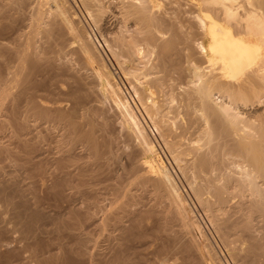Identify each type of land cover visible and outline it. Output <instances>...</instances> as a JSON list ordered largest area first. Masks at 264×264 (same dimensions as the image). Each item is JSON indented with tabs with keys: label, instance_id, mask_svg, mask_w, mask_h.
Returning a JSON list of instances; mask_svg holds the SVG:
<instances>
[{
	"label": "bare ground",
	"instance_id": "1",
	"mask_svg": "<svg viewBox=\"0 0 264 264\" xmlns=\"http://www.w3.org/2000/svg\"><path fill=\"white\" fill-rule=\"evenodd\" d=\"M79 1L101 34L100 37L102 39L104 37L106 48L126 79L130 78V71L127 73L123 70V64L121 65L118 57L136 61L137 58L140 59L147 54L151 61L149 63L147 61L150 64L149 68L147 67L148 73L144 75L147 79L139 84L128 79L136 102L143 108L160 135L194 133L195 136L187 138L182 151L180 150L181 157H188L186 167L191 170L195 178L201 181L199 184L196 183L197 180L195 185L194 182L193 185L190 184V190L207 213V219L226 247L238 241L241 242L242 237L248 244L245 248L241 245V248L239 245L231 249L227 247L229 250H236L235 254L230 253L231 257L243 259L244 264H262L256 262L259 256L264 254V0ZM68 6L65 0H0V35L13 32L17 41L12 47L0 42V50L9 51V54H14L17 58V63L12 68L8 66L9 64L7 65V62H2L3 59L0 64L3 65L4 70L0 68V159H20L24 163L21 165L35 164L34 169L38 178L50 181L49 188L58 187L57 190L61 194L64 193L63 187H70L72 183L69 180L70 177L79 178V181L83 183V176L87 171H89L88 175L100 170L110 171V164L117 160L114 149L117 139L115 133L108 129L113 125V121L109 120V117L102 118V121H94L95 118L91 116L95 115V109L101 111L100 106L94 105V109L90 108L93 114L87 107L84 111V102L87 103L88 99L96 95L98 88L118 109L120 124L123 127L132 125L138 134L139 148L129 155V173L134 176L131 184L148 185L152 187L155 194L173 204L176 208L175 215L181 223L179 226L182 227L178 231L184 230L185 234V229L197 226L196 221L192 217L185 216L175 183L169 177L162 161L152 155L153 146L144 137L142 127L132 108L108 71L107 64L105 65V61L103 62L99 57V53L94 48L95 45L93 46L92 41L90 42L81 28L77 27L75 16L69 12ZM107 12L120 19V21L116 19L118 25L108 38L104 36L105 33H109L104 23ZM27 17L29 23L25 24L29 30L26 29L23 32L25 29L23 23ZM68 43H71L72 47L64 51ZM72 54L77 56L75 61H79V68L72 66L73 61L71 62L68 57ZM131 66L129 65L130 68ZM83 67H89L92 70V76L90 75L92 82L85 81V74L81 72ZM124 67L126 69V66ZM47 73L52 74L55 79H52L51 75L50 80L48 79L55 84L54 89H57L58 82L69 86L67 97L73 103L69 114H64L61 111L62 107L59 109L48 107L44 104V98L38 95V82H41V78ZM135 74L130 73L134 80ZM45 76L44 80L47 81V75ZM43 81L42 89L45 86ZM47 85L51 88L50 83ZM175 89H179L177 93L179 103L176 107L171 103V106L167 107L169 102H174ZM45 91L47 90L43 92ZM157 92H164L165 99L156 101ZM44 93L42 96L45 95ZM52 93L54 95L55 91ZM81 107L85 113H78ZM164 110L167 111L162 114ZM77 113L82 117V121H79L78 117V121L74 120ZM54 114L57 119H54L52 123L56 120L58 125H63L65 129L60 137V142H63L60 147L63 148L65 144V149H62L64 155L61 153L59 157L50 156L51 159L45 158L42 161L40 158L35 163L33 157L38 155L39 137L25 139V134L32 127H36L32 118L39 119L37 117L39 116L46 119ZM8 129L13 130V136L16 139H13V142L17 141L16 150L9 147L12 143L5 144L2 141L5 133L9 134ZM126 136L132 140L131 135ZM176 141L175 143L181 147L182 145ZM167 145L168 143L166 147ZM40 147L42 144L39 145ZM77 147L82 149L83 157L86 159L81 165L78 159V165L72 163L78 158V153L74 152ZM177 150L179 152V149ZM139 153L143 156L142 161L135 158V155ZM176 154L172 156L173 159L181 162V158L179 160ZM70 163L75 166L74 171L69 170ZM49 167L52 169L50 170ZM139 171H145L146 174L136 176ZM195 178L192 177L191 181ZM58 179L63 184H60ZM13 181L11 180L10 183ZM20 190L16 191L20 192ZM125 190V186L117 181L108 187V194L111 195L110 204L115 203L120 195L126 198L109 213L105 212V208L101 205L102 197L97 193L93 194V200L89 202L87 211H78V216H71L76 211H65L64 207V211H60L61 215L65 216L61 219L63 221L61 226L67 232L69 242L60 244L58 240L53 243L47 240L48 244L45 246H40L37 240L35 220L29 221L27 218L42 211H19V206L13 202L14 200L11 201V198L0 194V264H146L145 262L149 260L145 258L135 263L133 259L130 260L123 255L124 241L129 239L130 235H134L133 228L138 230L143 227L145 214L150 212L132 210L131 206L136 201L133 200L131 189ZM69 198L71 199L72 196ZM232 198L233 200L235 198L234 202L227 204ZM33 205L36 206V204ZM15 208H18V211H14ZM228 210L242 211L237 223L245 234L242 237L237 235L235 239H229L232 228L227 224L226 215L224 216ZM22 212L30 214L26 215ZM98 212H105L106 215L98 218L96 217ZM8 214L11 217H7ZM255 214H259L257 219L260 224H257V227L253 224ZM124 218L127 219V225L123 222ZM31 221L35 222L32 224L35 230L29 227L24 230L19 239L11 237V234L23 229V224ZM163 222L166 223V220L164 219ZM91 225L98 230H106L109 227L117 230V235L112 236L111 233L106 235V241L109 243L108 251L106 250L108 254L95 250L97 247L93 234L90 236L89 231L87 232V227ZM18 228L21 229L17 230ZM149 229L146 230L149 231ZM39 230L40 228L38 232ZM58 230L60 231V228ZM159 230L162 234L159 232L157 234L155 230L149 234L151 237L149 245L155 241L162 242L161 244L158 242V245L155 243L157 247H153L150 260L153 264H187L188 254L185 257L183 255L186 250H189V253L193 252L194 261L202 264L205 257H202V253L200 255V248L196 243L182 240L181 234L177 235L176 231L173 240L167 241L173 242V246L168 247L170 245L166 246L165 241L169 239V236L166 234L164 224ZM138 236L147 238L146 233ZM135 241L138 242L136 239ZM13 242L16 244L13 245ZM139 250L142 253L141 249ZM177 254L181 256L174 258ZM206 254L210 256L207 250ZM135 256H138L137 253ZM211 258L215 260V257ZM177 260L182 261L176 262Z\"/></svg>",
	"mask_w": 264,
	"mask_h": 264
},
{
	"label": "rangeland",
	"instance_id": "2",
	"mask_svg": "<svg viewBox=\"0 0 264 264\" xmlns=\"http://www.w3.org/2000/svg\"><path fill=\"white\" fill-rule=\"evenodd\" d=\"M65 1L67 2V6L69 5L68 6L70 9L69 12L71 14L73 13L75 16L77 27L81 28V30L83 31L84 35L88 38V40L90 42L92 41L91 42L92 45L93 46L95 45L94 48L99 53V57L103 60V62L105 61L104 62L105 65L107 64L106 67H107L108 71L110 72L112 78L117 83V86L119 87L121 93L123 94V96L125 97L127 102L129 103L130 107L132 108V111L134 112L135 117L137 118V120L139 121V123L142 127V133H143L144 137H146V139L149 140L153 146V154L152 155L155 157L157 156L162 161V164L164 165L169 177L173 180V183H175L174 185L176 187L177 193H178V195H180L179 197L182 200L183 210L185 211V212L184 211L183 212H184L185 216H187L188 218L192 217L196 221L197 226H192L189 229H185V234H184V230L178 231L182 227L179 226V225H181L180 220H178L176 215H175L176 214L175 206H173V204H170V202H168L167 199H163L159 195L155 194V191L152 189V187H150L148 185H144V186L140 185L139 186V185L131 184V181L134 178V176L129 173V167H130L129 155L134 153L137 150V148H139V146H138L139 140L137 138L138 134L136 131H134L135 129L132 125H130V127H125V126L123 127V125L120 124L121 120L118 116V114H119L118 109L115 107L114 103L111 100H109L108 98H105L104 95L102 94V92L100 90H98V88H97V93H96V95L93 96L94 98L92 97V98L88 99L86 101L87 103L84 102V111L87 110V108H89V109L93 108L94 105H95V107H96V105L100 106L99 108L102 107L101 111H97L95 109V112H96L95 115L91 116V117H94L95 120H94V118H92V119L94 121H102L103 119H108V117H109V120L113 121V125L111 127L109 126L108 129L113 134L115 133V137L117 139L115 144H114V149H115V152L117 153V160L115 161V163L112 162L110 164V166H109L111 168L110 171L103 170V172H102V170H100L99 172L93 173L92 175H88L89 171H87L86 174L83 176V179H84L83 183H81L79 181V178H76V177L71 178L70 177L69 180L72 181V183L70 184V187L69 186H66V187L62 186L64 188V190H63L64 193L61 194L57 190L58 187L49 188L51 185L50 181L38 178V176L36 175V172H35L36 170L34 169L35 164L31 165V164L25 163L26 165H21V163L22 164H24V163H23V160H20V159H16V160H11V159H2L1 160L0 159V166L2 167V170L0 171V194H1V196H7L8 198H11V201L14 200L13 202L17 203L19 206V211H29V212L30 211H40V210L42 211L39 214L37 213L36 215L31 216V218H30V216H27L29 221H30V219H32V220H35L36 223L34 221L33 222L31 221L28 224L25 223L26 225L23 224V229L20 228L21 231H16L15 233L11 234V237L13 239H17V238L19 239L20 237H22L24 230H27V228L30 227V229H33V230H35V228L37 229V236H38L37 240L40 242V246L47 245L49 241L52 243L60 241L61 242L60 244H63L65 242L67 244V242H69L70 238L67 235V232L64 229H62L61 225L63 223H61V222H63V221L61 219L65 218V216L61 215L60 211H64V207H65V209H66L65 211H71V210L76 211V213L75 214L73 213L71 216H73V215L78 216V211H87L90 203L93 200L92 199L93 194H95V193L99 194V196L102 197L101 205L105 208L106 213L114 211L116 209V207L119 206L126 199V198H124V196L120 195L122 197L118 196L117 197L118 200L117 201L115 200V203L113 202L112 204H110L111 195L108 194V187H110L112 184H115L117 181V182H121V184L123 186H125L126 190L131 189V193L133 194V200L136 201V203L133 202V204L131 206L132 210L134 209L136 211H142V212L147 211V210L150 211L149 213L145 214V219H144L145 221L143 222V227L140 228L142 230H140V229L137 230V228H136V230H137L136 231L135 228H133V230L135 232L134 233L132 232V234H134V235L133 236L130 235L129 239L125 240L123 245H122V248H123L122 250L124 253L123 255L130 258V260L133 259V261L135 263H139L138 261H143V259L145 258L146 260H149V261L145 262L146 264H153L150 261L152 258L151 253L154 250L153 247L156 248L158 245V242H159V244H161L162 242L161 241H155V243H157V245L154 242H151V244L149 245V242L151 239V237H149V234L153 233L152 231H154V230L156 231V233L159 232V234H162L159 229H161V226L164 224V226L166 227V230H167L166 234L169 236V239H166V241H165L166 246H167V244L170 245L168 247L173 246L172 245L173 242L172 243H169V242L171 240H173V237H174V235H176V231H177V235L179 233L181 234L180 237L183 238L182 240L192 241L199 246L200 255L202 253V257H205L204 261H203L204 263L202 262V264H244L243 259L241 260L239 258L236 259V258L231 257L230 253L235 254L236 250L235 251L229 250V249L233 248L234 246L237 247L239 245V247H240V245H241L243 248H245L246 245H248L245 243L246 241H243L244 238L242 236L245 234L238 227V224H237L238 221L240 220V216L242 214V211H240V210L239 211L238 210H236V211L235 210H228L227 211L228 213L224 214V216L226 215L225 218L227 220V224L229 225L230 228H232V230H230L231 231L230 234L231 233L232 234H231V236H229V239L233 240L236 238L237 235L243 238V239L242 238L240 239L241 242L238 241V243L236 242L234 244L227 246L229 248L228 249L226 247L224 241L220 237V235H218V233L215 230V228L213 227V225L209 222V219H207V213L203 210V207L200 205V203L197 201L194 194L190 190V188H191L190 184L193 185V182H194V185H195L196 180H197L196 183L199 184L201 181L198 178H195V175L192 172H190L191 170L186 167L187 166L186 162L188 161V157L187 156L181 157L182 154L180 153V150L182 151L183 144L187 141V138L189 139V138H193L195 136L194 133H192V132L187 133L188 135L187 134L183 135V134H178V133L166 134L163 136L160 135L159 133H157V131L153 127L151 120L149 119V117L147 116V114L145 113L143 108L141 106H139L140 104H138L136 102V98H134L133 92H131L132 89H131L130 84H129L130 81H132L133 83L136 82L137 84H139V83L144 82L145 79H147V77H144V75L146 74V72L148 73L147 67L149 68V65H150L148 63L151 62L150 59L148 58L147 54L142 56V58H140V59L137 58L136 61L130 60L129 58L127 59L126 57H120V56L118 57V60L121 62V65L123 64L122 65L123 70L127 73H128V71H130L129 72L130 78H128V79H130V81H129L128 79H126L123 76V73L119 70L118 65H116L117 63H116L115 59H113L112 54H110V51L106 48V46L104 44V41H103L104 37H103V39H102V37H100L101 34L97 31L96 27L94 26L93 22L89 18L88 14L85 12L86 11L85 7L80 3L79 0H65ZM105 16L106 17L104 18V20H105L104 23H105L106 29L109 30L108 31L109 33H105L104 36L106 38H108L111 36L110 33H112L114 31L115 27L118 25V21H120V19L118 17H115V15H113L112 13H109V12H107V15L105 14ZM27 20H28V17L25 19V22L23 24H25V23L28 24L29 20L28 21ZM26 24L24 26L25 29H24V27L22 28V30L24 29L23 32H25L26 29H27V31L29 30V28L26 27L27 26ZM12 33L11 32L2 33L0 35V42H2L3 44H5L9 47L14 46L17 43V41L15 38L16 37L15 33H13V35H12ZM5 36H7V38L9 36V39L7 40V38H5ZM3 38H4V41H3ZM10 38H12V39H10ZM14 42H15V44H14ZM71 47H72V44L68 43L63 50L68 51L71 49ZM115 50L117 52V49H115ZM4 51H6V50H3V51L0 50V53H1L0 56H2V57H0V64H1V60L3 59L2 62H5V63L7 62V65L9 64L8 66H10L11 68L14 67L17 63L16 56L14 54L12 55L11 53L9 54V51H6V52H4ZM2 53H3V55H2ZM5 53H6V55H5ZM14 56H15V59H14ZM145 56L147 57V59ZM68 57L70 58L71 62L73 61L72 66L74 68H77L78 63H79V61H75V58H77V56L75 54L74 55L72 54ZM141 61H142V63H141ZM147 61H148V63H147ZM132 64H133V66H131ZM129 65L131 66L132 69L129 67ZM79 66H81V65H79ZM124 66H126V69ZM138 67H140L141 69ZM145 67H146V70H145ZM0 68L3 70V65L2 66L0 65ZM84 68L85 67H83L81 72L83 73V75L85 74V79H86L85 81L87 83H90V80L92 82V77H91L92 76V70L89 67H87L85 69ZM94 68L97 69V67H94ZM130 73H131V75H134L135 73H139L138 75L135 74V80L136 81L134 80L133 77H131ZM140 73H141V75H140ZM48 74H49V76H48ZM45 75H47L46 80L48 82L44 80L45 79L44 77H46ZM50 75H51V78L54 79V77H52V74L47 73V74H44V77L41 78V80H40L41 82H38L37 93L39 96L44 98V100L43 99L42 100L45 102L44 104H46L48 107H51V108L54 107L55 109H57L56 107H58V109H59V107L60 108L62 107L61 111L64 114H69V112H71L72 106H73L72 105L73 103L67 97V93L70 90L69 86L63 82H58V84H57L58 87H56L57 89H54L55 84H52L49 81ZM143 77H144V79H143ZM42 81L44 82L45 86L50 83L51 88H49V85H47V89L45 86L42 89V87H43ZM46 82H47V84H46ZM40 85H42V86L40 87ZM65 87H67V89ZM48 88H49V91H48ZM40 89H42V90H40ZM50 89H52L51 92H50ZM44 90H47V91H45V93H44L43 92ZM54 91H55V93L53 95L52 92H54ZM56 91H59V92L57 93ZM178 91H179V89L174 90V92H173V94L175 96L174 102H169L166 105L167 107L171 106V104L174 105L175 107L177 106L176 104L179 103L178 102L179 99L177 96ZM60 92H62L64 95H62V93L59 94ZM43 93L45 94L44 96H42ZM65 95H66V97H65ZM155 97H156L155 100L158 102H160L161 100H164L165 99L164 92H157L155 94ZM45 98H46V100H45ZM166 98H167V96H166ZM54 100H56V102ZM173 103H175V104H173ZM22 104H23V106H25L24 103H22ZM166 106H165V108H167ZM82 107H83V105H82ZM82 107L80 109V112H78V113L84 112L82 110ZM64 108L65 109L67 108V109L65 110ZM90 111H91V109H90ZM166 111L167 110H164V112L162 114H165ZM78 113L76 114V116L74 118L75 121H78V120L80 121L82 119L80 114L78 116ZM93 113L91 111V114H93ZM56 114H54V116L53 115L48 116L49 118H46V119H45V117H43L44 118L43 119L39 116H37L39 119H37V118L33 119L32 118V122L35 125L32 122H31V124H33L36 127H32V129L29 130L30 132L28 131V132H26V134L27 133L28 134L27 135L25 134V139L26 138L34 139V138L39 137L38 138L39 140H37V141H39L38 144L40 146L42 144V147H40V148H42V150H41L42 152L40 151V148L38 145V150H37L38 155L36 157H33V160L35 161V163H37V161L40 160V158L42 161L45 158L51 159L50 156H52V158L53 157H59V156H61V153L62 154L64 153L62 149L63 148L65 149V144H64L63 148L60 147V145L61 146L63 145V142H60V137L62 134H64L63 132H65V129H64L63 125H58L56 120L54 123H52L54 121V119H57ZM77 117H78V120H77ZM54 125H56V126H54ZM58 127H60V128H58ZM113 127H114V130H113ZM125 128H128V129H125ZM7 131L9 132V134L6 132L5 137L3 138L2 141L5 144H9V143L11 144L12 143L11 146L9 145V147L13 150H16L17 149V141H15L16 139L13 136V132H12L13 130L8 129ZM98 133H101V132H98ZM36 134H37V136H36ZM38 134H39V136H38ZM127 134L131 135L132 140H129L127 138V136L125 137V135H127ZM40 135H41V137H40ZM11 137H13V138H11ZM172 137H174V138H172ZM185 137H186V139H184ZM22 138H24V136H22ZM8 139H9V141H8ZM13 139H15L14 141L16 142V144H14L15 147H13L14 146L13 143H15V142H13ZM166 140H167V142H166ZM175 141L179 142V144H181L182 146L180 147V145H178V143H175ZM166 143H168V145H167L168 148L166 147ZM170 145H171V147H170ZM177 149H179V152ZM129 151H130V153H129ZM58 152H60V153H58ZM74 152H75V154L78 153L77 154L78 158H76L77 157L76 156L75 157L76 161L73 160L72 163L74 165H78V162L80 165L83 164L86 159L83 157L82 149H80V147H77ZM175 154H176V156L179 157V160L181 158V162L173 159L172 156H175ZM42 155L44 156V158ZM38 157H39V159H38ZM79 157H80V159H79ZM157 157H156V159H157ZM135 158L136 159L139 158V160L142 161L143 156L139 153V154L135 155ZM77 159H78V162H77ZM73 164H71V163L69 164L70 165V167H69L70 171L71 170L74 171V169H75V166ZM182 165L184 166V172L186 174H184V172H183V166ZM50 168L52 169V167H49V169ZM181 169H182V171H181ZM188 170H189V172H188ZM127 171L129 173V175H128ZM31 172H33V173H31ZM137 173L138 174L136 176H143L144 174H146L145 171H139ZM187 175H189V176H187ZM192 177L195 178V179H193V181H191ZM11 180L12 181L14 180L15 182L13 181L10 183ZM58 181H60V184H63L60 179H58ZM12 183H14V184H12ZM19 189H21L20 192L16 191ZM29 190H30V192H29ZM151 190H153L154 192ZM19 193H21V195ZM106 193H107V195H106ZM59 195H62L63 197L62 196L60 197ZM20 196H22V197H20ZM70 196H72L71 199L69 198ZM55 198H57V200ZM23 200H24V202H23ZM229 200L230 201H228L227 204H231L232 202H234L235 198H234V200H233V198L229 199ZM30 202H33V203L31 204ZM33 204H36V206ZM14 211H18V208H15ZM29 212H27V214L25 212H22V213L29 215L30 214ZM105 212H102L104 214H102L101 212H98L96 217H98V218L104 217L106 215ZM173 215H175V216H173ZM7 217H11V215L8 214ZM258 217H259V214H255L253 216V224L255 227H257L260 224L259 219H257ZM34 218H36V219H34ZM164 219L166 220V223L163 222ZM126 221H127V219L124 218L123 222L126 223V225H127L128 223ZM34 223L36 224V225H34L35 228L34 227L32 228V224H34ZM39 223L42 224V226ZM43 223H44V225H43ZM28 225H30V226H28ZM10 227H12V225H10ZM39 228H40V230H39L40 232H38ZM57 228L58 229L60 228V231ZM20 229L18 228L17 230H20ZM146 229H149V231ZM107 230L109 232H107ZM52 231H53V233H52ZM88 231H89L88 234H90V236H92L91 234H93V238L95 239L94 243H96L95 245L97 247L95 250L97 252H100V253L106 252L108 254L107 248H108L109 243H108V241H106L107 236L110 235V233L112 236H113V234L117 235V230L110 228V227L106 230H98L97 227H95L94 225H91V226L87 227V232ZM182 231H183V234H182ZM38 233H40V234H38ZM137 233H138V235L139 234L144 235V233H146L147 238L144 236L143 237L138 236ZM234 234H236V235H234ZM39 236H40V238H39ZM163 237H165V236L163 235ZM66 238H68V239H66ZM135 239L138 241L137 243H136ZM43 240H45L46 242L45 241L43 242ZM47 240H48V242H47ZM144 240H146L148 246L146 245V242ZM167 241H169V242H167ZM30 243H32V242H30ZM12 244L15 245L16 243L13 242ZM55 244H54V247H55ZM133 244H135V245H133ZM154 244H155V246H154ZM235 244H237V245H235ZM56 246H57V244H56ZM91 247H92V245H91ZM134 247H135V249H134ZM139 249H141V252L142 253L144 252L145 255H144V253L143 254L140 253ZM131 250H132V252H131ZM136 250H137V252H136ZM138 250H139V252H138ZM142 250H145V251H142ZM206 250L210 253L209 257H208V254H206ZM232 251H233V253H232ZM136 253L138 256H135ZM241 253H243V251H241ZM183 255H184V257H185V255H187V257H186L187 264H195V263L198 264L197 261H194L195 254L193 252L189 253V250H186V252ZM180 256H181V254H177L174 258H177ZM212 256L215 257V260H214V258H211ZM234 259H236V260H234ZM238 259H239V261H238ZM251 259H253V258H251ZM180 261H182V260H177L176 262H180ZM188 261H189V263H188ZM171 262L173 263V261H171ZM259 262L262 264L264 263V254L263 253L259 256V260H257L256 263H259Z\"/></svg>",
	"mask_w": 264,
	"mask_h": 264
}]
</instances>
